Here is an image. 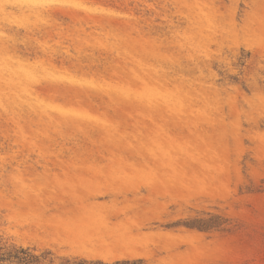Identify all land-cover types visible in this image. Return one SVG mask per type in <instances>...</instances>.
Returning a JSON list of instances; mask_svg holds the SVG:
<instances>
[{"label":"rangeland","instance_id":"1","mask_svg":"<svg viewBox=\"0 0 264 264\" xmlns=\"http://www.w3.org/2000/svg\"><path fill=\"white\" fill-rule=\"evenodd\" d=\"M0 244L264 264V0H0Z\"/></svg>","mask_w":264,"mask_h":264},{"label":"trees","instance_id":"2","mask_svg":"<svg viewBox=\"0 0 264 264\" xmlns=\"http://www.w3.org/2000/svg\"><path fill=\"white\" fill-rule=\"evenodd\" d=\"M208 217L197 216L187 223L190 229L209 232L224 229L226 221L219 216L208 214ZM0 264H147L146 260L122 259L106 262L101 259H87L78 256L59 255L50 249L37 250L34 247H23L15 244H0Z\"/></svg>","mask_w":264,"mask_h":264}]
</instances>
